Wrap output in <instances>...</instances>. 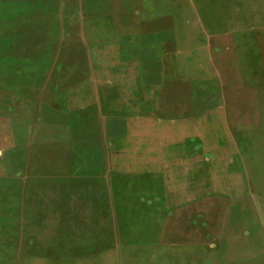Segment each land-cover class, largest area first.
<instances>
[{
    "label": "rangeland",
    "instance_id": "1",
    "mask_svg": "<svg viewBox=\"0 0 264 264\" xmlns=\"http://www.w3.org/2000/svg\"><path fill=\"white\" fill-rule=\"evenodd\" d=\"M0 264H264V0H0Z\"/></svg>",
    "mask_w": 264,
    "mask_h": 264
},
{
    "label": "crops",
    "instance_id": "2",
    "mask_svg": "<svg viewBox=\"0 0 264 264\" xmlns=\"http://www.w3.org/2000/svg\"><path fill=\"white\" fill-rule=\"evenodd\" d=\"M124 87H126V91H130L132 93L133 91V87L131 85H129V83L125 84ZM129 149L126 150L123 155L125 156L124 157V161L121 163L122 165V168L124 169L123 172L126 173V177H119V162H118V157H113V156H110V160H106V164H105V170L106 172H110V178H111V186H113V184L118 181H120L119 179L123 180V182L125 184H127L126 186H128V184H130L132 181L134 182V174H131V171L130 169L134 168L135 166L133 164H136L137 162L133 163L132 162V154H129ZM149 156L150 155H143L140 160H138V162H142L143 165L141 166L142 168V172H136L140 175H143L145 173L151 175V171L152 172H155L156 170L158 171L159 175L158 177L160 179H162V154L160 156H158L157 158L159 159L158 161L156 160V158H154V160H149ZM125 159H127L125 161ZM170 162H174L172 160H169ZM168 160L167 161H164V162H167V163H170ZM146 162V165H144ZM167 167V166H166ZM136 168V167H135ZM146 174V175H147ZM141 181V180H140ZM145 181L144 179V176H142V181L143 182ZM132 182V183H133ZM111 194L114 196L115 193L114 192H111ZM118 195L119 193H117V198H118ZM130 195H133V193H130ZM141 204H125L122 206L121 209H119V204H111L110 205V210H111V218L117 216V212L118 211H122L124 213H126V215H130L131 212L133 213L134 210H139V206ZM137 207V208H136ZM142 208V212H143V220L147 221L148 219H151V213H150V209H151V203H144L142 204L141 206ZM158 211L162 212V204H158ZM24 209V208H23ZM129 217V216H128ZM160 227H162V219L160 221V224H159ZM23 257V256H22Z\"/></svg>",
    "mask_w": 264,
    "mask_h": 264
},
{
    "label": "bare ground",
    "instance_id": "3",
    "mask_svg": "<svg viewBox=\"0 0 264 264\" xmlns=\"http://www.w3.org/2000/svg\"><path fill=\"white\" fill-rule=\"evenodd\" d=\"M180 53V52H179ZM87 224V223H86Z\"/></svg>",
    "mask_w": 264,
    "mask_h": 264
}]
</instances>
